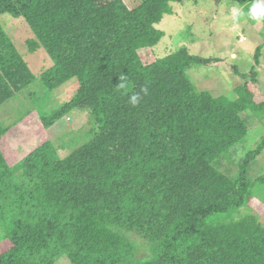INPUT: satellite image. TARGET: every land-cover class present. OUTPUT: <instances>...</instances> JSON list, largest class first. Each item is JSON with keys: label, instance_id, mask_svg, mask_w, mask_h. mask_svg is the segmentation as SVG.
I'll list each match as a JSON object with an SVG mask.
<instances>
[{"label": "trees", "instance_id": "1", "mask_svg": "<svg viewBox=\"0 0 264 264\" xmlns=\"http://www.w3.org/2000/svg\"><path fill=\"white\" fill-rule=\"evenodd\" d=\"M183 1L141 0L131 9L123 0H0V15L31 30L29 51L51 58L44 85L79 81L76 95L42 118L44 128L74 110L97 126L64 158L46 140L15 164L0 123V264L63 256L71 264H264V225L256 214L236 218L264 187V172L250 176L264 138L236 174L220 166L249 132L243 114L264 116L256 72L242 75L235 98L216 97L187 73L213 59L187 47L150 63L139 53L161 41L157 25ZM236 1L248 12L252 0ZM122 74L127 87L117 89ZM34 80L0 23V106ZM142 86L149 94L132 106L128 97Z\"/></svg>", "mask_w": 264, "mask_h": 264}, {"label": "rangeland", "instance_id": "2", "mask_svg": "<svg viewBox=\"0 0 264 264\" xmlns=\"http://www.w3.org/2000/svg\"><path fill=\"white\" fill-rule=\"evenodd\" d=\"M134 9L141 0H123ZM237 7L242 16L238 21L231 18V9ZM173 13L165 15L157 27L164 32L161 41L152 48L139 51L142 60L150 63L165 57L181 47H187L193 55L213 59L210 65L192 66L187 73L199 90L210 91L214 96L235 98L234 89L244 82L242 75L256 72L258 92L264 96V21H252L236 0H184L172 4ZM3 25L19 52L28 63L35 80L14 98L0 106V123L9 128L7 146L14 152L9 158L17 164L32 148L50 140L61 158L91 139L97 126L88 111L74 110L49 129L42 118L52 115L77 93L79 81L73 78L56 89L47 88L41 74L53 65L45 49L31 53L27 40L32 32L23 19L6 13L0 15ZM262 46L259 63L255 60L257 48ZM249 132L232 151L230 159L221 160V168L232 175L238 171L239 161L253 150L264 138V116L257 117L250 111L243 114ZM4 144L5 153H8ZM264 172V152L250 171V176ZM256 214L264 225V187L256 185L251 203L242 208L236 218ZM139 245L143 242L132 237ZM143 249V248H142ZM141 249L139 257L144 256ZM55 264H71L63 256Z\"/></svg>", "mask_w": 264, "mask_h": 264}, {"label": "clouds", "instance_id": "3", "mask_svg": "<svg viewBox=\"0 0 264 264\" xmlns=\"http://www.w3.org/2000/svg\"><path fill=\"white\" fill-rule=\"evenodd\" d=\"M230 15L233 21L235 22L241 18L242 13L239 8L233 7L231 9ZM247 16L248 18L256 22L264 21V0H252V4L248 9ZM126 87H127V75L122 74L119 76V84L115 88L125 89ZM148 94H149L148 87L142 86L139 92H133L131 95H129L128 102L132 106H137L142 100L143 96H146Z\"/></svg>", "mask_w": 264, "mask_h": 264}]
</instances>
